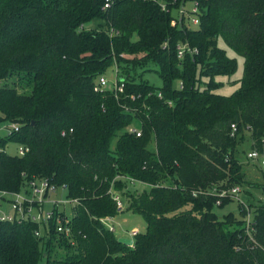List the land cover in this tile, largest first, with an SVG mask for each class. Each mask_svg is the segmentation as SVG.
<instances>
[{
	"label": "trees",
	"instance_id": "1",
	"mask_svg": "<svg viewBox=\"0 0 264 264\" xmlns=\"http://www.w3.org/2000/svg\"><path fill=\"white\" fill-rule=\"evenodd\" d=\"M161 1L169 12L196 2L197 27H171L170 13L146 0H110L105 10L104 0H0V81L11 80L0 86V124L18 127L0 136V191L35 177L76 201L72 248L41 242L33 224L0 223V264H264V184L251 238L239 236L242 221L212 212L216 193L243 181L237 137L248 131L249 149L264 150V0ZM218 42L242 58L228 96L214 93V79L232 76L236 60ZM178 44L196 53L177 59ZM149 65L158 87L136 72ZM111 66L124 85L117 100L92 91ZM135 119L140 137L122 132ZM8 143L28 152L8 156ZM130 181L146 189L128 193ZM109 191L145 224L129 247L97 221L117 215Z\"/></svg>",
	"mask_w": 264,
	"mask_h": 264
},
{
	"label": "built area",
	"instance_id": "2",
	"mask_svg": "<svg viewBox=\"0 0 264 264\" xmlns=\"http://www.w3.org/2000/svg\"><path fill=\"white\" fill-rule=\"evenodd\" d=\"M158 5L160 11L170 13V26L171 27H190L195 28L198 25V9L197 4L194 1L185 2L178 5L174 11V14L169 12L165 4L161 0H146ZM189 7L186 8V4ZM110 0H104L101 10L108 8ZM185 52L196 53L195 50H189L185 45L178 44L175 47L176 58L181 59ZM112 78L107 79L104 76H98L95 78L92 86L94 93L108 92L111 93L113 98L117 100L118 96L123 93V80L118 77L117 69L115 66L112 67ZM180 87V86H179ZM156 96L160 98V94ZM130 100H134L133 96H130ZM169 105L170 103L167 102ZM119 108L127 114L135 117L138 109L136 107H128L124 104H120ZM136 118V117H135ZM136 120V119H135ZM229 136L232 137L235 129L232 125L229 127ZM1 137L10 135L12 132H18V127L15 124H0ZM69 133L71 130L68 131ZM122 132L134 137L141 136L140 123L136 120V124H131L122 129ZM65 132L60 133V136H64ZM28 152L26 146L15 144V156L22 157ZM245 160L250 163L253 167L264 169V152L262 154L255 150H249L245 154ZM23 176V175H22ZM129 184H134L130 181ZM136 184V183H135ZM142 185V184H138ZM65 192V188L62 186H54L45 179L30 177L24 182V185L19 191L14 193H6L0 191V223H8L14 225L33 224L36 228L33 230L32 235L39 239L48 241L51 237L55 239H62L66 242L69 247L75 245L74 234L71 228V214L68 216L65 213L64 205L66 203L71 204L70 208L76 204L75 200L61 199L60 196L51 198V195ZM110 197L114 202L117 213L122 209V202L119 195L116 192L109 191ZM237 189L233 188L230 190L228 195L218 191L216 193L218 199L215 201V206L220 204V198L229 197L236 200ZM66 195V193H65ZM194 195V194H193ZM251 215V219H250ZM98 223L110 233H114L115 223L114 217H101L98 218ZM244 229L248 235V230H251L252 214L246 212L242 218ZM130 236L133 237L137 234V231H130Z\"/></svg>",
	"mask_w": 264,
	"mask_h": 264
},
{
	"label": "rangeland",
	"instance_id": "3",
	"mask_svg": "<svg viewBox=\"0 0 264 264\" xmlns=\"http://www.w3.org/2000/svg\"><path fill=\"white\" fill-rule=\"evenodd\" d=\"M186 8L189 7V4L187 3ZM172 14H174V11H171ZM96 23L91 22L87 25H84L85 31H94L96 29ZM218 46L225 50V53L227 57L234 58L236 60V70L235 73L230 77H218L215 78L216 83H220L221 85L214 91V93L228 96L231 94L238 86L236 84V81L240 78L241 75V69H242V58L236 56L234 53H232L230 50L226 49L221 42H218ZM125 59H130V56L123 55ZM139 57V56H138ZM112 67H109L105 70V72L101 75L104 76L107 79L112 78ZM137 74H141V78L145 81H147L148 84L158 87L160 85V81L156 74L155 67H152L151 65L137 69ZM11 80L6 81H0V86L2 85H9ZM19 91V90H18ZM2 131H0L1 136ZM264 140V137H263ZM111 145H113L114 140L111 141ZM250 140H249V134L248 131H243L242 137H237L236 139V145L234 149V155L233 157L237 160V163L241 165V168L244 169V175L242 178L241 184H232L228 186L227 188H224L222 190H219L220 192H223L225 195H228L230 190L233 188H236L238 193L236 196V200L226 197L227 200L224 201L226 203L222 204L219 207H214L212 209V212L216 216L218 220H222V217L226 214H230V217H232L236 221H242V218L244 217V214L246 212L251 213L254 208H256L259 205L263 204V200L261 197V191L260 187L262 184H264V169H260L258 167H253L250 163H248L245 160V154L250 150ZM153 145L152 142L149 144V149L152 150ZM3 151L8 156H15V144L14 143H8L6 146H4ZM264 152V150H263ZM146 187L143 185L138 184H128L127 185V192L128 193H140L142 190H145ZM117 195L120 194L116 192ZM55 196H60L61 199L65 198V192L57 193L55 195H51V198H55ZM125 197L124 195H121V201H122V209L117 215L114 217V223H115V230L113 235L115 238H127L132 240V236H130V231H137V233H141L144 231L145 224L140 216L133 215L129 211H126V204H125ZM124 201V203H123ZM127 202V201H126ZM228 202V203H227ZM70 206L71 204L66 203L64 205V210L66 215H70ZM251 219V215H250ZM242 227L243 231H241L240 237L247 236L248 239L251 238V230H248V235L246 234V229H244L243 222ZM234 226H231L229 231H232L234 229ZM239 229V227H236ZM241 228V226H240ZM236 231V229H235ZM42 240L41 242H43ZM42 250V249H41Z\"/></svg>",
	"mask_w": 264,
	"mask_h": 264
},
{
	"label": "water",
	"instance_id": "4",
	"mask_svg": "<svg viewBox=\"0 0 264 264\" xmlns=\"http://www.w3.org/2000/svg\"><path fill=\"white\" fill-rule=\"evenodd\" d=\"M117 242L124 245V246H131V240L130 239H127V238H117Z\"/></svg>",
	"mask_w": 264,
	"mask_h": 264
},
{
	"label": "crops",
	"instance_id": "5",
	"mask_svg": "<svg viewBox=\"0 0 264 264\" xmlns=\"http://www.w3.org/2000/svg\"><path fill=\"white\" fill-rule=\"evenodd\" d=\"M241 172H242V174L244 175V172H245V171H244V169H243V168H241Z\"/></svg>",
	"mask_w": 264,
	"mask_h": 264
}]
</instances>
